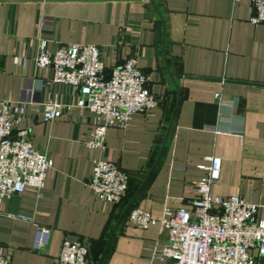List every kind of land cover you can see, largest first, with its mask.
<instances>
[{"label": "crops", "instance_id": "obj_1", "mask_svg": "<svg viewBox=\"0 0 264 264\" xmlns=\"http://www.w3.org/2000/svg\"><path fill=\"white\" fill-rule=\"evenodd\" d=\"M154 2L181 100L162 156L132 208L156 219L166 209L191 208L207 159L218 157L221 177L212 195L260 205L264 219V24L250 23V0ZM162 40L163 23L150 0H0V103L26 104L33 147L53 163L42 190L26 187L1 206L0 252L11 264H59L65 241L87 244L97 264L123 210L97 200L88 184L94 162L118 164L133 195L157 159L177 104ZM70 44L100 47L108 72L136 58L159 100V107L135 113L126 129L109 128L104 149L88 146L96 115L76 106L74 88L52 82V70L35 63L42 46L54 53ZM46 102L62 104L63 115L45 122ZM24 125L20 119L18 127ZM38 227L51 229L46 252L33 250ZM167 238L159 223L140 229L126 216L103 264H165L156 253Z\"/></svg>", "mask_w": 264, "mask_h": 264}, {"label": "built area", "instance_id": "obj_2", "mask_svg": "<svg viewBox=\"0 0 264 264\" xmlns=\"http://www.w3.org/2000/svg\"><path fill=\"white\" fill-rule=\"evenodd\" d=\"M250 1V23L264 24V0ZM35 63L40 69L52 70V82L74 88L76 106L96 115L94 137L88 142L92 149L105 148L109 128L126 129L135 113L159 107L158 98L147 89L149 76L134 57L108 72L100 47L70 44L54 53L42 46ZM42 110L44 121L51 122L63 115L65 107L46 102ZM26 111V104L0 103V213L6 197L23 193L26 187L42 190L53 167L51 159L33 147ZM20 119H25L23 128L18 127ZM207 160L191 208L166 209L161 219L132 208L129 221L140 229L159 223L168 232L162 250L156 253L161 263L264 264V219L258 217L261 206L242 197L213 196L211 189L219 183L222 161L218 157ZM88 184L100 203L121 205L130 193L129 175L106 160L94 162ZM50 239L51 229L38 227L33 250L46 252ZM58 263L92 264L88 245L65 241ZM0 264H11V257L0 252Z\"/></svg>", "mask_w": 264, "mask_h": 264}, {"label": "water", "instance_id": "obj_3", "mask_svg": "<svg viewBox=\"0 0 264 264\" xmlns=\"http://www.w3.org/2000/svg\"><path fill=\"white\" fill-rule=\"evenodd\" d=\"M151 3L154 5L162 23H163V40H162V51H163V57H164V63H165V67H166V70L168 72V75L176 89V92H177V104H176V107L174 109V112L172 114V118H171V121L169 123V126H168V129H167V132H166V135L164 137V140H163V143L161 145V148H160V151H159V154L157 156V159L151 169V171L148 173V175L146 176L145 180L143 181V183L141 184V186L137 189V191H135V193L132 195V197L130 198V200L128 201V203L126 204V206L124 207L119 219L117 220L116 222V225L115 227L113 228L112 232H111V235L106 243V246L97 262V264H103V261L108 253V250L110 248V245H111V242L121 224V222L123 221V219L126 217V215L128 214V212L131 210V208L133 207L135 201L137 200L141 190L143 189L144 185L146 184V182L148 181V179L150 178L151 174L153 173V171L155 170L161 156H162V153L164 151V148L166 146V142L169 138V135H170V132H171V129H172V126H173V123H174V118H175V115H176V111H177V108L179 106V103H180V100H181V93H180V89H179V86L177 84V82L175 81L171 71H170V67H169V64H168V60H167V56H166V26H165V22H164V18L160 12V10L158 9V7L156 6L154 0H150Z\"/></svg>", "mask_w": 264, "mask_h": 264}, {"label": "trees", "instance_id": "obj_4", "mask_svg": "<svg viewBox=\"0 0 264 264\" xmlns=\"http://www.w3.org/2000/svg\"><path fill=\"white\" fill-rule=\"evenodd\" d=\"M131 196H132V192H130L128 198L122 203V210L124 209V207L126 206L128 201L130 200ZM128 214H129V212H128ZM128 214L126 216H128Z\"/></svg>", "mask_w": 264, "mask_h": 264}]
</instances>
